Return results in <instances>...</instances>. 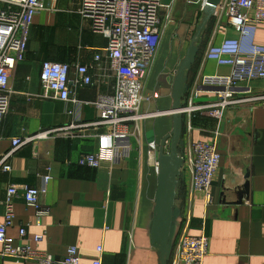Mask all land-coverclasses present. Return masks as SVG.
<instances>
[{"label":"crops","instance_id":"obj_1","mask_svg":"<svg viewBox=\"0 0 264 264\" xmlns=\"http://www.w3.org/2000/svg\"><path fill=\"white\" fill-rule=\"evenodd\" d=\"M50 9L36 15L26 58L12 73L13 96L9 113L0 125V155L12 149V139L42 129L97 118L95 102L114 96L116 75L107 57L109 40L92 29L80 14L81 0H48ZM205 0H163L162 35L156 56L144 77L143 112H161L144 119L140 135L132 139L129 157L121 163L104 161L99 168L78 164L81 155L94 152L105 127H83L75 136L41 140L18 149L11 157L12 171H0V223L4 220L7 191L11 184L33 185L40 203L49 209L42 226L35 225V208L27 205L22 191L13 198L14 226L8 233L16 243H26L62 259L70 246L78 249L82 264H163L161 249L152 241L151 229L159 184L158 159L168 153L163 143L173 128V81L197 27L204 17ZM198 41L200 51L189 75L187 91L205 76L228 75L232 66L206 56L210 46L240 37L219 10ZM254 41L264 46V24L258 25ZM102 56L95 62V56ZM96 64L94 84H74L72 100L42 98L43 61ZM72 79L78 77L75 70ZM199 102L217 99L206 89ZM244 103L229 107L223 120L197 115L193 130L187 128L180 141L182 155L192 142L212 141L217 132L221 163L212 186L213 202L201 194L189 202L190 173L181 171L167 264H173L176 245L183 232L205 233L210 240L204 264H264V79L237 88ZM186 91V92H187ZM74 100H79L77 104ZM155 144V149L152 144ZM51 176L47 182L45 177ZM24 225L27 235L19 238ZM42 242H35L37 234ZM102 247V251H99ZM0 264H38L2 255ZM174 255V256H173ZM173 258V260H172Z\"/></svg>","mask_w":264,"mask_h":264},{"label":"built area","instance_id":"obj_2","mask_svg":"<svg viewBox=\"0 0 264 264\" xmlns=\"http://www.w3.org/2000/svg\"><path fill=\"white\" fill-rule=\"evenodd\" d=\"M48 0H0V125L9 113L13 88L12 73L26 58L32 26L37 14L50 9ZM51 1V0H50ZM163 0H81L80 14L91 22L92 29L108 38L107 57L110 68L116 75L114 96L105 100L102 96L94 103L98 109L96 120L82 123L76 119L68 125L42 129L34 134L17 136L12 139V149L0 155V171H12L11 157L21 147L41 140L61 136H75L83 127H105L99 137L98 149L81 155L78 164L99 168L104 161L121 163L129 157L132 139L140 135L144 119L161 115V112H143L144 77L154 60L162 35L161 11ZM225 10L228 21L239 32L237 39H225L219 45L210 46L206 56L220 64L232 66L228 75L205 76L201 84L192 87L183 98L180 112L187 118L189 130H193L192 119L206 116L221 122L226 110L247 101L239 98L238 87L255 79H264V46L255 43L258 25L264 24V0H222L216 13ZM102 56L97 54L95 62ZM96 64L67 63L45 60L40 75L42 98L62 101L72 100L74 84H94L93 70ZM75 70L78 77L72 79ZM206 89H215L217 99L199 102ZM77 104L79 100H74ZM171 112V111H170ZM172 113V112H171ZM212 141L192 142L184 154L183 169L190 173L189 202L195 194L204 196L207 205L213 202L212 186L221 163L219 136ZM155 149V144H152ZM181 170V171H182ZM50 175L45 177L48 182ZM23 192L27 205L35 208V225L42 226L49 215V209L41 206L40 195L47 192L37 186L11 184L5 201L4 220L0 223V244L2 255L38 264H82L78 249L70 246L65 257L57 259L45 250L26 243H16V238L8 233L14 226L15 212L13 198ZM27 229L19 227V238L24 240ZM44 234L35 235V242L44 240ZM209 237L181 234L175 249L173 264H204L209 253ZM102 251V247H99ZM174 256V255H173ZM94 264H101L96 261Z\"/></svg>","mask_w":264,"mask_h":264},{"label":"water","instance_id":"obj_3","mask_svg":"<svg viewBox=\"0 0 264 264\" xmlns=\"http://www.w3.org/2000/svg\"><path fill=\"white\" fill-rule=\"evenodd\" d=\"M222 0H205L204 17L197 27L193 40L185 57L182 59L173 81V128L165 137L163 143L171 139V149L163 151L158 159L159 184L151 229L152 241L161 249L163 264H167V253L170 247L171 233L174 223L175 206L179 185V177L184 165V156L180 151V141L184 133L183 98L187 90V83L193 65L196 62L200 47L198 41L207 29L209 21L215 15Z\"/></svg>","mask_w":264,"mask_h":264},{"label":"rangeland","instance_id":"obj_4","mask_svg":"<svg viewBox=\"0 0 264 264\" xmlns=\"http://www.w3.org/2000/svg\"><path fill=\"white\" fill-rule=\"evenodd\" d=\"M133 140H134V138H133ZM165 149L167 152L170 151V149H171V139L170 138L165 142Z\"/></svg>","mask_w":264,"mask_h":264},{"label":"trees","instance_id":"obj_5","mask_svg":"<svg viewBox=\"0 0 264 264\" xmlns=\"http://www.w3.org/2000/svg\"><path fill=\"white\" fill-rule=\"evenodd\" d=\"M204 35V34H203Z\"/></svg>","mask_w":264,"mask_h":264}]
</instances>
